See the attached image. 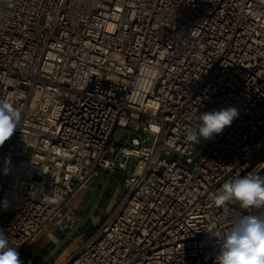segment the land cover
Wrapping results in <instances>:
<instances>
[{
	"label": "built area",
	"instance_id": "built-area-1",
	"mask_svg": "<svg viewBox=\"0 0 264 264\" xmlns=\"http://www.w3.org/2000/svg\"><path fill=\"white\" fill-rule=\"evenodd\" d=\"M0 100L21 112L0 146V230L22 264L99 168L124 193L59 264H215L237 217L264 216L211 199L264 176V0H0ZM228 107L221 134L187 141Z\"/></svg>",
	"mask_w": 264,
	"mask_h": 264
},
{
	"label": "clouds",
	"instance_id": "clouds-1",
	"mask_svg": "<svg viewBox=\"0 0 264 264\" xmlns=\"http://www.w3.org/2000/svg\"><path fill=\"white\" fill-rule=\"evenodd\" d=\"M238 116L234 107L205 112L197 116V123L185 130L187 141L195 144L200 138L210 139L221 134ZM21 112L11 103L0 100V146L17 129ZM216 206L238 202L243 209H264V176L248 174L228 180L211 197ZM0 264H22L19 253L0 230ZM215 264H264V216L241 215L231 224L220 242Z\"/></svg>",
	"mask_w": 264,
	"mask_h": 264
},
{
	"label": "rangeland",
	"instance_id": "rangeland-1",
	"mask_svg": "<svg viewBox=\"0 0 264 264\" xmlns=\"http://www.w3.org/2000/svg\"><path fill=\"white\" fill-rule=\"evenodd\" d=\"M129 136L128 129L117 127L112 135L111 144H116L118 141L125 140ZM153 141V137L150 139V143ZM129 167H132V161L128 162ZM125 175L118 171L109 180V189L106 192L101 206L104 204L108 205L116 197H121V193L124 190L122 187V181ZM121 192H120V191ZM90 195V193H89ZM98 197V192L95 198ZM73 201V199H72ZM72 205V204H71ZM85 207L76 206L74 208L75 214L83 217L89 212L86 207V213L81 212ZM108 213L103 216L88 218L85 224H78V219L75 220L71 227H65L60 229V226L51 224L39 231L25 246L22 251V258L26 263L31 261H40L42 264H59L64 260L69 254H71L79 245V243L89 235L93 230H95L102 222V219L106 218ZM66 222H63L65 225ZM56 237H54L53 235ZM46 258V259H45Z\"/></svg>",
	"mask_w": 264,
	"mask_h": 264
},
{
	"label": "crops",
	"instance_id": "crops-1",
	"mask_svg": "<svg viewBox=\"0 0 264 264\" xmlns=\"http://www.w3.org/2000/svg\"><path fill=\"white\" fill-rule=\"evenodd\" d=\"M118 172V171H117ZM116 172L114 173H109L108 170L104 168H99L98 173L91 175L84 183L82 186H80L75 193L71 196L69 200V204L73 206L74 208L78 205L81 207H85L81 210V212L86 213V207L89 210V212L85 215H82L83 217L79 216V214L75 215L74 222L75 220L78 219V224H85L87 222L88 218L95 219V217H100L103 216L104 214L108 213L115 205L116 203L121 199L124 190L121 193V197H116L108 205L104 204L101 206V202L106 194V192L109 189V180L114 176ZM124 181V179H123ZM123 181H122V187L123 186ZM120 191V190H119ZM98 192V197L95 198L96 193ZM121 192V191H120ZM90 193V195H89ZM73 199V201H72ZM104 221V218L102 219V222ZM74 222L69 225L68 227H71ZM102 222H99L98 225H100ZM60 229H62L60 227ZM53 235V234H52ZM54 236V235H53ZM55 237V236H54ZM56 238V237H55ZM46 259V258H45ZM40 264H42L40 261H35Z\"/></svg>",
	"mask_w": 264,
	"mask_h": 264
}]
</instances>
